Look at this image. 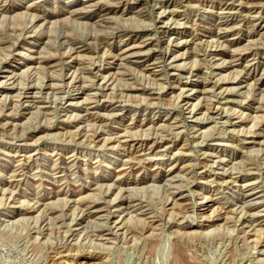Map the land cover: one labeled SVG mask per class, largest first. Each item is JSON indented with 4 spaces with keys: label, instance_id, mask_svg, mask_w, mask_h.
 Segmentation results:
<instances>
[{
    "label": "rangeland",
    "instance_id": "obj_1",
    "mask_svg": "<svg viewBox=\"0 0 264 264\" xmlns=\"http://www.w3.org/2000/svg\"><path fill=\"white\" fill-rule=\"evenodd\" d=\"M0 17V264H264V0Z\"/></svg>",
    "mask_w": 264,
    "mask_h": 264
},
{
    "label": "bare ground",
    "instance_id": "obj_2",
    "mask_svg": "<svg viewBox=\"0 0 264 264\" xmlns=\"http://www.w3.org/2000/svg\"><path fill=\"white\" fill-rule=\"evenodd\" d=\"M99 1H102V0H99ZM111 1H112V0H111ZM114 1H115V0H114ZM187 1H188V0H187ZM219 2H220V1H219ZM261 2H262V1H261ZM81 3H82V2H81ZM105 3H106V1H105ZM177 3H178V2H177ZM31 4H32V3H31ZM101 4H102V3H101ZM106 4H107V3H106ZM90 5H91V4H90ZM159 5H160V4H159ZM159 5H158V6H159ZM156 6H157V4H156ZM247 6H248V4H247ZM99 7H100V6H99ZM213 7H214V6H213ZM223 7H224V5H223ZM8 9H9V8H8ZM19 9H20V8H19ZM177 9H178V8H177ZM227 9H228V8H227ZM260 9H261V8H260ZM261 10H262V9H261ZM25 11H26V10H25ZM72 11H73V10H72ZM84 11H85V10H84ZM170 11H171V10H170ZM175 11H176V10H175ZM223 11H225V9H224ZM232 11H233V10H232ZM259 11H260V10H259ZM19 12H20V11H19ZM160 12H161V11H160ZM241 12H242V11H241ZM174 13H175V12H174ZM218 13H219V12H218ZM18 14H19V13H18ZM36 14H37V13H36ZM158 14H159V13H158ZM238 14H239V13H238ZM161 15H162V14H161ZM223 15H224V14H223ZM225 15H226V14H225ZM242 15H243V14H242ZM245 15H246V14H245ZM245 15H244V16H245ZM3 16L6 17V15H3ZM38 16H39V15H38ZM0 18H1V17H0ZM58 19H59V18H58ZM44 20H45V19H44ZM56 20H57V19H56ZM164 20H165V19H164ZM164 20H163V21H164ZM180 20H182V19H180ZM178 21H179V20H178ZM43 22H44V21H43ZM181 23H182V22H181ZM210 23H211V22H210ZM241 23H242V22H241ZM187 24H188V23H187ZM234 24H235V23H234ZM185 25H186V24H185ZM213 25H214V24H213ZM243 25H244V24H243ZM252 25H253V24H252ZM209 27H210V26H209ZM225 27H226V26H225ZM194 28H195V27H194ZM217 28H218V27H217ZM247 28H248V27H247ZM227 29H228V28H227ZM252 29H253V28H252ZM219 30H220V29H219ZM228 30H229V29H228ZM228 30H227V31H228ZM230 30H231V29H230ZM31 31H32V30H31ZM212 31H213V30H212ZM224 31H225V30H224ZM29 32H30V31H29ZM33 32H34V31H33ZM221 32H222V30H221ZM24 34H25V33H24ZM27 34H28V33H27ZM29 34H30V33H29ZM245 34H246V33H245ZM192 35H193V34H192ZM17 37H18V36H17ZM17 37H16V38H17ZM148 37H149V36H148ZM196 37H197V36H196ZM262 37H263V36H262ZM177 38H178V37H177ZM258 38H259V37H258ZM171 39H172V38H171ZM188 39H189V38H188ZM202 39H203V38H202ZM204 39H205V38H204ZM212 39H213V38H212ZM215 39H216V37H215ZM252 39H253V38H252ZM144 40H145V39H144ZM184 40H185V39H184ZM256 40H257V39H256ZM258 40H259V39H258ZM258 40H257V42H258ZM200 41H201V40H200ZM214 41H215V40H214ZM214 41H213V42H214ZM249 41H250V40H249ZM252 41H253V40H252ZM4 42H5V41H4ZM175 42H176V41H175ZM34 43H35V42H34ZM108 43H109V42H108ZM165 43H166V42H165ZM177 43H178V42H177ZM217 43H218V42H217ZM134 44H136V43H134ZM137 44H138V43H137ZM174 44H176V43H174ZM180 44H181V41H180ZM212 44H213V43H212ZM225 44H226V43H225ZM263 44H264V43H263ZM39 45H40V44H39ZM76 45H77V44H76ZM79 45H80V44H79ZM139 45H140V44H139ZM147 45H148V41L141 42V48H144V47H146ZM149 45H150V44H149ZM149 45H148V46H149ZM223 45H224V44H223ZM247 45H248V44H247ZM249 45H250V44H249ZM133 46H134V45H133ZM136 46H137V45H136ZM184 46H185V45H184ZM213 46H214V45H213ZM137 47H138V46H137ZM153 47H154V46H153ZM8 48H9V47H8ZM192 49H193V48H192ZM251 49H252V48H251ZM124 50H125V49H124ZM252 50H253V49H252ZM130 51H131V49H127V50H125L123 53H124V54H127V53H129ZM142 51H143V50H142ZM191 51H192V50H191ZM249 51H250V50H249ZM121 52H122V51H121ZM138 52H139V51H138ZM140 52H141V51H140ZM251 52H252V51H251ZM253 52H255V51H253ZM253 52H252V53H253ZM132 53H133V51L131 52V55H132ZM135 53H136V52H135ZM186 53H187V52H186ZM205 53H207V52H205ZM20 54H21V53H20ZM72 54H73V53H72ZM183 54H184V53H183ZM128 55H129V54H128ZM22 56H23V55H22ZM179 56H180V55H179ZM183 56H184V55H183ZM194 56H195V55H194ZM12 57H13V56H12ZM26 57H27V56H26ZM71 57H73V56L71 55ZM74 57H75V56H74ZM155 57H156V56H155ZM188 57H189V56H188ZM210 57H211V56H210ZM217 57H218V56H217ZM40 58H41V57H40ZM172 58H173V57H172ZM77 59H78V58H77ZM174 59H177V58L175 57ZM202 59H203V58H202ZM233 59H234V58H233ZM237 59H238V58H237ZM253 59H254V58H253ZM253 59H252V60H253ZM111 60H112V59H111ZM111 60H110V61H111ZM153 60H154V59H153ZM225 60H226V59H225ZM227 60H228V59H227ZM229 60H230V59H229ZM234 60H235V59H234ZM252 60H251V61H252ZM67 61H68V60H67ZM107 61H108V60H107ZM235 61H236V60H235ZM240 61H241V60H240ZM133 62H134V61H133ZM156 62H157V61H156ZM256 62H257V61H256ZM38 63H39V62H38ZM57 63H58V62H57ZM114 63H115V62H114ZM114 63H113V64H114ZM231 63H232V62H231ZM51 64H52V63H51ZM110 64H111V63H110ZM115 64H116V63H115ZM159 64H160V63H159ZM219 64H220V63H219ZM223 64H224V63H223ZM249 64H250V63H249ZM256 64H257V63H256ZM261 64H262V63H261ZM91 65H92V64H91ZM221 65H222V64H221ZM229 65H230V64H229ZM231 65H232V64H231ZM253 65H254V64H253ZM263 65H264V64H263ZM27 66H28V65H27ZM27 66H26V67H27ZM68 66H69V65H68ZM103 66H104V65H103ZM105 66H106V65H105ZM118 66H119V65H118ZM118 66H117V67H118ZM247 66H248V65H247ZM30 67H31V66H30ZM55 67H56V66H55ZM80 67H81V66H80ZM252 67H253V66H252ZM144 68H145V67H144ZM146 68H147V66H146ZM173 68H174V67H173ZM118 69H119V68H118ZM234 69H235V68H234ZM234 69H233V70H234ZM250 69H251V68H250ZM254 69H255V68H254ZM28 70H29V69H28ZM80 70H81V69H80ZM248 70H249V69H248ZM252 70H253V69H251V72H252ZM77 71H78V69H77ZM117 71H118V70H117ZM172 71H173V70H172ZM187 71H188V70H187ZM242 71H243V70H242ZM242 71H241V72H242ZM249 71H250V70H249ZM80 72H81V71H80ZM82 72H83V71H82ZM222 72H223V71H222ZM113 73H114V72H113ZM115 73H116V72H115ZM235 73H236V72H235ZM235 73H234V74H235ZM237 73H238V72H237ZM239 73H240V72H239ZM74 74H75V73H74ZM106 74H107V73H106ZM106 74H105V75H106ZM212 74H213V73H212ZM227 74H228V73H227ZM230 74H231V73H230ZM248 74H249V73H248ZM251 74H252V73H251ZM263 74H264V73H263ZM17 75H19V74H17ZM109 75H110V72H109ZM236 75H237V74H236ZM236 75H235V76H236ZM12 76H13V75H12ZM50 76H51V75H50ZM82 76H83V75H82ZM101 76H102V75H101ZM112 76H113V75H112ZM223 76H224V75H223ZM18 77H19V76H18ZM184 77H185V76H184ZM244 77H245V76H244ZM248 77H249V76H248ZM262 77H263V76H262ZM76 78H77V77H76ZM78 78H79V77H78ZM100 78H101V77H100ZM193 78H195V77H193ZM193 78H192V79H193ZM221 78H222V77H221ZM226 78H227V77H226ZM226 78H224V79H226ZM234 78H236V77H234ZM257 78H258V77H257ZM53 79H54V78H53ZM55 79H56V78H55ZM94 79H95V78H94ZM187 79H188V78H187ZM215 79H216V78H215ZM228 79H229V78H228ZM49 80H50V78H49ZM74 80H75V79H74ZM105 80H106V78H105ZM241 80H242V77H241ZM246 80H247V79H246ZM109 81H110V80H109ZM113 81H114V80H113ZM259 81H260V79H259ZM259 81H258V82H259ZM2 82H3V80H2ZM71 82H72V81H71ZM106 82H107V81H106ZM226 82H227V81H226ZM229 82H230V81H229ZM8 83H9V82H8ZM98 83H99V82H98ZM231 83H232V82H231ZM241 83H242V82H241ZM67 84H68V83H67ZM83 84H84V83H83ZM239 84H240V83H239ZM242 84H243V83H242ZM244 84H245V83H244ZM244 84H243V85H244ZM248 84H249V82H248ZM255 84H257V83H255ZM50 85H51V84H50ZM76 85H77V84H76ZM97 85H98V87H99V84H97ZM103 85H104V84H103ZM105 86H106V85H105ZM248 86H249V85H248ZM76 87H77V86H76ZM228 87H229V86H228ZM231 87H232V86H231ZM231 87H229V88H231ZM252 87H253V86H252ZM40 88H41V87H40ZM72 88H73V87H72ZM84 88H85V87H84ZM101 88H102V86H101ZM104 88H105V87H104ZM249 88H251V87L249 86ZM80 89H81V88H80ZM87 89H88V88H87ZM102 89H103V88H102ZM110 89H111V88H110ZM213 89H214V88H213ZM65 90H66V89H65ZM71 90H72V89H71ZM97 90H98V89H97ZM180 90H182V89H180ZM180 90H179V91H180ZM207 90H208V88H207ZM250 90H251V89H250ZM250 90L248 89V92H249ZM20 91H21V90H20ZM88 91H89V90H88ZM102 91H103V90H102ZM182 91H183V90H182ZM182 91H181V92H182ZM191 91H192V90H191ZM201 91H202V90H201ZM71 92H72V91H71ZM96 92H97V91H96ZM252 92H253V91H252ZM18 93H19V92H18ZM33 93H34V92H33ZM40 93H41V92H40ZM87 93H88V92H87ZM209 93H210V92H209ZM219 93H220V92H219ZM224 93H226V92H224ZM227 93H228V92H227ZM91 94H92V93H91ZM107 94H108V93H107ZM189 94H190V92H189ZM228 94H229V93H228ZM233 94H234V93H233ZM5 95H6V94H5ZM33 95H36V94H33ZM196 95H197V94H196ZM230 95H231V93H230ZM1 96H2V95H1ZM25 96H26V95H25ZM89 96H90V95H89ZM190 96H191V95H190ZM9 97H10V96H9ZM204 97H205V96H204ZM211 97H212V96H211ZM241 97H242V96H241ZM10 98H11V97H10ZM15 98H16V97H15ZM17 98H18V97H17ZM23 98H24V97H23ZM23 98H21L20 100H22ZM42 98H43V97H42ZM100 98H101V97H100ZM105 98H106V97H105ZM199 98L201 99V97H199ZM208 98H209V97H208ZM227 98H228V97H227ZM1 99H3V98L1 97ZM11 99H12V98H11ZM13 99H14V98H13ZM96 99H97V98H96ZM106 99H107V98H106ZM209 99H210V98H209ZM223 99H224V98H223ZM229 99H230V98H229ZM229 99H228V100H229ZM232 99H233V98H232ZM248 99H249V97H248ZM100 100H102V99H100ZM205 100H206V99H205ZM3 101H4V100H3ZM11 101H12V100H11ZM18 101H19V100H18ZM92 101H93V100H92ZM94 101H95V100H94ZM115 101H116V100H115ZM189 101H190V100H189ZM210 101H211V100H210ZM216 101H217V100H216ZM259 101H260V99H259ZM19 102H20V101H19ZM183 102H184V101H183ZM199 102H200V101H199ZM241 102H242V101H241ZM14 103H15V102H14ZM35 103H36V102H35ZM70 103H71V102H70ZM206 103H207V102H206ZM214 103H215V102H214ZM228 103H229V102H228ZM252 103H253V102H252ZM259 103H260V102H259ZM20 104H21V103H20ZM26 104H27V103H26ZM187 104H188V103H187ZM195 104H196V102H195ZM250 104H251V103H250ZM184 105H185V104H184ZM198 105H199V103H198ZM210 105H212V104H210ZM223 105H224V104H223ZM226 105H227V103H226ZM262 105H263V104H262ZM14 106H15V105H14ZM186 106H187V105H186ZM186 106H185V107H186ZM206 106H208V105H206ZM244 106H245V105H244ZM244 106H243V107H244ZM246 106L249 107V105H246ZM260 106H261V105H260ZM260 106H259V107H260ZM11 107H12V106H11ZM194 107H195V106H194ZM15 108H17V107H15ZM244 108H245V107H244ZM254 108H255V107H254ZM254 108H253V109H254ZM260 108H261V107H260ZM260 108H259V109H260ZM263 108H264V107H263ZM80 109H81V108H80ZM189 109H190V108H189ZM191 109H192V108H191ZM224 109H226V108H224ZM253 109H252V110H253ZM122 110H124V109H122ZM232 110H233V109H232ZM257 110H258V109H257ZM262 110H263V109H262ZM119 111H120V110H119ZM191 111H192V110H191ZM224 111L226 112V110H224ZM229 111H230V110H229ZM87 112H88V111H87ZM200 112H201V111H200ZM217 112H219V111H217ZM227 112H228V111H227ZM258 112H259V111H258ZM242 113H243V112H242ZM263 113H264V112H263ZM220 114H221V113H220ZM244 114H245V113H244ZM218 115H219V113H218ZM218 115H217V116H218ZM256 115H257V114H256ZM205 116H206V115H205ZM205 116H204V117H205ZM222 116H223V115H222ZM222 116H221V117H222ZM245 116H246V115H245ZM263 116H264V114H263ZM84 117H85V116H84ZM202 117H203V115H202ZM221 117H220V118H221ZM256 117H257V116H256ZM256 117H254V118H256ZM258 117H259V116H258ZM17 118H18V117H17ZM210 118H211V116H210ZM212 118H213V117H212ZM259 118H260V117H259ZM207 119H208V118H207ZM6 120H7V119H6ZM6 120H5V121H6ZM236 121H237V120H236ZM241 121H242V120H241ZM253 121H254V120H253ZM13 122H14V121H13ZM214 122H215V121H214ZM172 124H173V123H172ZM176 125H177V123H176ZM2 126H3V125H2ZM163 126H164V125H163ZM178 126H179V125H178ZM194 126H195V125H194ZM238 126H239V125H238ZM165 127H166V126H165ZM191 127H192V126H191ZM242 127H243V126H242ZM252 127H253V125H252ZM170 128H172V127H170ZM179 129H180V128H179ZM219 129H220V128H219ZM251 129H252V128H251ZM177 130H178V129H177ZM180 130H181V129H180ZM222 130H223V129H222ZM243 130H244V129H243ZM243 130H242V131H243ZM200 131H201V130H200ZM203 131H204V130H203ZM214 131H215V130H214ZM260 131H261V130H260ZM236 132H237V131H236ZM178 134H179V133H178ZM180 134H181V133H180ZM197 134H198V133H197ZM202 134H203V133H202ZM224 134H225V133H224ZM237 135H238V134H237ZM89 136H90V135H89ZM166 136H167V135H166ZM200 136H201V135H200ZM234 136H235V135H234ZM241 136H242V135H241ZM91 137H92V136H91ZM116 137H117V136H116ZM116 137H115V138H116ZM176 137H177V136H176ZM176 137H175V138H176ZM202 137H203V136H202ZM250 137H251V136H250ZM100 138H101V137H100ZM253 138H254V137H253ZM248 139H249V138H248ZM88 140H89V138H88ZM232 141H233V140H232ZM94 142H95V140H94ZM133 143H134V142H133ZM201 144H202V143H201ZM201 144H200V145H201ZM242 144H243V143H242ZM121 145H122V144H121ZM151 145H152V144H151ZM158 145H159V144H158ZM165 145H167V144H165ZM243 145H244V144H243ZM153 146H154V145H153ZM213 147L215 148V146H213ZM214 148H213V150H214ZM180 149H181V148H180ZM201 150H202V149H201ZM215 150H216V149H215ZM249 150H251V149H249ZM179 151H180V150H179ZM259 151H260V150H258V152H259ZM181 152H182V151H181ZM205 152H206V151H205ZM237 153H238V152H237ZM243 153H244V152H243ZM206 156H207V155H206ZM206 156H205V157H206ZM210 158H211V157H210ZM219 158H220V157H219ZM221 159H222V158H221ZM224 159H225V158H224ZM215 160H216V159H215ZM231 162H232V160H231ZM224 163H225V162H224ZM207 164H208V163H207ZM225 164H226V163H225ZM237 164H238V163H237ZM222 165H223V164H222ZM235 165H236V164H235ZM206 166H207V165H206ZM253 167H254V166H253ZM171 168H172V167H171ZM203 168H204V166H203ZM218 168H219V167H218ZM222 168H223V167H222ZM225 168H226V167H225ZM231 170H233V167H232ZM234 170H235V169H234ZM248 170H249V169H248ZM252 170H253V169H252ZM255 171H256V170H255ZM224 173H225V172H224ZM206 174H207V173H206ZM154 177H155V176H154ZM223 177H224V176H223ZM171 178H172V177H171ZM237 178H238V177H237ZM227 179H228V178H227ZM229 179H230V178H229ZM166 181H168V180H166ZM119 182H120V181H119ZM251 182H252V181H251ZM254 182H255V181H254ZM208 183H209V182H208ZM227 183H228V180H227ZM258 183H259V182H258ZM241 184H242V183H241ZM249 184H250V183H249ZM144 185H145V184H144ZM245 185H246V184H245ZM254 185H255V184H254ZM262 185H263V184H262ZM247 186H248V185H247ZM247 188H248V187H247ZM178 189H179V188H178ZM189 189H190V188H189ZM176 191H178V190H176ZM251 191H252V190H251ZM126 192H127V191H126ZM201 194H202V193H201ZM242 195H243V194H242ZM208 196H210V195H208ZM240 196H241V195H239V197H240ZM240 198H241V197H240ZM13 199H14V198H13ZM262 199H263V198H262ZM240 200H241V199H240ZM260 200H261V199H260ZM201 201H202V200H201ZM243 201H244V199H243ZM135 202H136V201H135ZM238 202H239V201H237V203H238ZM246 202H247V201H246ZM246 202H245V203H246ZM252 202H253V201H252ZM254 202H255V201H254ZM257 202H258V200H257ZM104 203H105V202H104ZM192 203H193V202H192ZM197 203H198V202H197ZM178 204H179V203H178ZM200 204H201V203H200ZM202 204H203V203H202ZM202 204H201V205H202ZM252 204H253V203H252ZM206 206H207V204H206ZM236 206H237V204H236ZM243 206H244V205H243ZM250 206H251V205H250ZM140 207H141V206H140ZM231 207H232V206H231ZM234 208H235V207H234ZM246 208H247V207H246ZM217 209H218V208H217ZM221 209H222V208H221ZM221 209H220V210H221ZM242 209H243V208H242ZM242 209H241V210H242ZM249 209H250V208H249ZM263 209H264V208H263ZM122 210H124V209H122ZM218 210H219V209H218ZM223 210H224V208H223ZM223 210H221V211L223 212ZM238 210H239V209H238ZM244 210H245V208H244ZM244 210H243V211H244ZM28 211H30V210H28ZM126 211H127V210H126ZM228 211H229V210H228ZM245 211H246V210H245ZM258 211H259V210H258ZM236 212H237V211H236ZM253 212H254V211H253ZM253 212H252V213H253ZM220 213H221V212H220ZM225 213H226V212H225ZM225 213L223 212V214H225ZM254 213H255V212H254ZM256 213H257V212H256ZM119 214H120V213H119ZM130 214H131V213H130ZM232 214H233V213H232ZM234 214H235V213H234ZM216 215H217V214H216ZM218 215H220V214H218ZM252 215H254V214H252ZM103 216H104V215H103ZM222 216H223V215H222ZM254 216H255V215H254ZM262 216H263V215H262ZM224 217H225V216H224ZM245 217H246V216H244V218H245ZM200 218H201V217H200ZM209 218H211V217H209ZM221 218H222V217H221ZM221 218H220V219H221ZM249 218H250V217H249ZM249 218H248V219H249ZM251 218H252V217H251ZM251 218H250V219H251ZM216 220H217V219H216ZM223 220H224V219H223ZM231 220H232V219H231ZM246 220H247V219H246ZM252 220H253V219H252ZM193 221H194V220H193ZM227 221H229L228 218H227ZM235 221H236V220H235ZM242 221H243V220H242ZM112 222H113V221H112ZM216 222H217V221H216ZM244 223H246V222H244ZM118 224H119V223H118ZM243 226H244V225H243ZM122 227H123V226H122ZM201 227H202V226H201ZM203 227H204V226H203ZM115 228H116V227H115ZM112 231H113V230H112ZM249 232H250V231H249ZM249 235H250V234H249Z\"/></svg>",
    "mask_w": 264,
    "mask_h": 264
}]
</instances>
